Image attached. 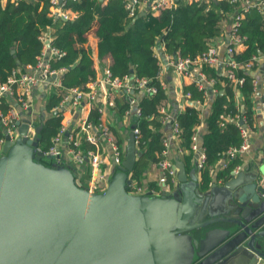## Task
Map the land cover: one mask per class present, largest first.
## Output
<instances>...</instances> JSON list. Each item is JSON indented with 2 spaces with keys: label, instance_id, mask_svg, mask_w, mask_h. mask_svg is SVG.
Returning a JSON list of instances; mask_svg holds the SVG:
<instances>
[{
  "label": "water",
  "instance_id": "1",
  "mask_svg": "<svg viewBox=\"0 0 264 264\" xmlns=\"http://www.w3.org/2000/svg\"><path fill=\"white\" fill-rule=\"evenodd\" d=\"M46 116L33 138L30 120L16 121V138L5 136L0 264H264V163L201 189L197 160L186 169L177 159L176 190L132 193V127L121 163L102 190H90L70 164L41 160Z\"/></svg>",
  "mask_w": 264,
  "mask_h": 264
},
{
  "label": "trees",
  "instance_id": "2",
  "mask_svg": "<svg viewBox=\"0 0 264 264\" xmlns=\"http://www.w3.org/2000/svg\"><path fill=\"white\" fill-rule=\"evenodd\" d=\"M240 3L239 0L235 2L176 0L174 7L164 8L156 16L148 13L132 23L133 16L128 15L124 0H108L102 5V26L97 41L100 63L103 64L106 58H109L105 67L110 70L113 77L122 78L126 75L146 77L150 78L151 84L157 88L155 93L145 94L140 99L141 116L129 118L130 130L133 126H137L141 132L140 140L136 145L138 156L132 171L129 172L137 184L150 164L159 165L162 160L164 148L162 139L165 130L170 128L169 122L162 123L161 120L160 107L168 108L169 98L166 82L163 80L165 83L163 86L162 82L155 78L158 72L153 50L155 44L158 40H162L166 52L170 55L195 57L212 44L213 38L223 33L225 28L222 19L237 10ZM50 4V0H7L6 4L2 5L0 0V83L6 80L12 69L25 71L22 69L24 66L36 65L43 51V41L40 39L43 33H49L50 45L64 52L62 56H52L50 59L52 68L63 67L65 70L60 78L61 86L48 88L45 94L44 108L48 115L44 118L39 133L41 151L47 150L52 145V139L59 130L62 115L60 112L55 113V108L66 95L67 90L72 87L86 90L88 83L96 79L90 52L85 48L79 49L75 44V38L82 42L86 41L85 35L93 18L95 0H67L63 8L76 11L77 16L59 21H54L49 9ZM238 21L236 34L243 38L245 48L234 50L233 57L240 62H246L252 56L263 55L262 5L251 6ZM97 25L92 28L90 34H96ZM213 69L208 65L202 68L209 78L214 75L213 84L217 90L210 101L205 120L206 129L198 136L205 154L203 166L198 171V185L201 189L210 185L211 170L219 160H223V164L216 169L215 179L221 183L233 175L234 168L240 163L239 155L236 154L231 158L226 153L229 147L240 144V128L235 121L223 119L225 115H234L237 112L239 114L233 100V83L225 75H218L215 70L213 72ZM237 75L243 77V82L238 86L247 103L250 94L253 93L255 77L243 67H239ZM183 90L190 92V100L194 103L185 110L177 111L175 116L180 128L179 145L183 148V152L177 155L185 168L189 169L196 152L191 148V137L201 122V111L196 101L203 100L206 95L195 82L184 85ZM6 104L10 105V102L7 100ZM128 107L122 96L115 97L114 109L117 117H120ZM244 114L249 116L248 111ZM99 118L100 112L97 106L92 104L87 120L97 123ZM162 126H164L163 131ZM109 131L117 143L123 144L124 140L110 124ZM84 143V146L93 148L92 145ZM41 160L51 161L46 156H42ZM61 164H67L63 162V158ZM71 168L75 178L80 182L76 176V169ZM102 188L103 186L99 190Z\"/></svg>",
  "mask_w": 264,
  "mask_h": 264
},
{
  "label": "built area",
  "instance_id": "3",
  "mask_svg": "<svg viewBox=\"0 0 264 264\" xmlns=\"http://www.w3.org/2000/svg\"><path fill=\"white\" fill-rule=\"evenodd\" d=\"M54 7V15L63 20L70 18L67 11L63 8L67 0H50ZM235 2L237 0H229ZM242 3L243 10L235 15L231 25L229 39L227 44V60H224L225 64V76L236 84L243 82V77L237 75L239 67H243L247 70H252L254 65H257L260 57L252 56V58L246 62H240L233 57L235 45L241 43L243 38L236 34L237 27L239 25V19L243 17L244 13L254 5H262L264 13V0H239ZM176 4V0H124V6L129 16H135L140 8L150 12L152 14H159L164 8H172ZM40 39L43 41V51L41 52L38 62L35 66H31L30 71H22L20 69H12L6 80L0 83V154L2 153V147L5 143V136L8 134L11 138L18 136L16 121L19 120V111H29L34 109V94L40 89L43 90V96H45L48 88L60 87L61 86V75L65 68L61 67L54 69L51 67L50 59L52 56L60 57L64 52L59 51L56 47L50 45L49 34H41ZM264 56V54H263ZM166 64L171 65L174 71L181 78L184 77H195L199 89L206 91V85L213 83V79L208 80L204 71L203 66H214L221 60L218 57L217 47L210 44L207 49L201 54L195 57H183L178 54L165 56ZM256 62V63H255ZM163 66L161 65L155 78H158L163 86L165 83L161 78ZM101 76L99 79H95L90 82L88 89L83 90L77 87H72L67 90L66 95L60 101L59 105L55 108V111L63 114L64 109L67 111H74L80 103L87 102L90 106L95 104L100 112V118L97 123H93L89 120L83 119L78 122V126L74 130H68L66 125L62 123L59 127L57 134L52 139V145L45 151H42L43 156L48 157L50 160H55L61 163L69 164L64 156V147L68 160H73L75 163H82L85 159H89L91 167L94 171L98 170V165L101 162L99 149L104 143L109 146L112 158L113 166H117L121 163L124 156V144H119L115 141L114 137L109 131V124L106 120H101V113L103 112L104 102L108 109L114 108V100L117 95L122 96L125 99L129 107L124 111L123 116H141V107L139 105L140 99L137 97L139 92L144 94H153L157 88L151 84V79L146 77H135V76H123L122 78L113 77L111 72L105 66L101 67ZM255 82V81H254ZM262 85L264 87V78ZM42 88V89H41ZM102 92L100 99L99 93ZM186 99L189 100L190 94L188 92L182 94ZM206 95V94H205ZM264 107V88L262 92ZM10 105L6 104L7 100ZM100 100V101H99ZM6 102V103H5ZM196 103H203V100H197ZM102 104V105H100ZM19 110V111H18ZM109 112V111H108ZM162 113V123L169 122L170 128L169 133L165 134L162 139L163 143V158L159 162L161 168V174L158 178L159 184L163 191H171L178 183L176 177V167L173 161L168 158L170 153L171 145H175V149L178 154L183 152L180 142V128L175 117L167 111V107H160ZM35 123L30 121L27 129V136L33 138ZM135 144L140 140L141 132L139 127L133 126L132 128ZM245 137V132H242ZM198 133L195 132L191 137V148L198 152L197 167L198 171L203 166L205 161V154L203 149L199 150L198 144ZM86 142L93 146V148H87L84 150L81 145ZM249 147V143L244 139L243 143L238 147H231L227 150L229 157H234L236 154L244 152ZM40 150V147H37ZM239 167L236 168V170ZM235 170V171H236ZM105 185V179L103 174L92 176L91 181L88 182L87 187L90 190L100 191L99 188ZM127 190L132 193H144L143 188L137 184L134 180L127 186ZM157 193L155 191H151Z\"/></svg>",
  "mask_w": 264,
  "mask_h": 264
},
{
  "label": "crops",
  "instance_id": "4",
  "mask_svg": "<svg viewBox=\"0 0 264 264\" xmlns=\"http://www.w3.org/2000/svg\"><path fill=\"white\" fill-rule=\"evenodd\" d=\"M106 1L108 0H95L93 18H92L90 27L85 35L86 41L82 42L78 38H75V44L79 49L85 48L90 52L91 65L95 69L97 79H99L102 74L101 67H103V65L105 66L106 63L108 64L109 62V58H106L103 64L100 63L99 58H98V50H97V41H98V37L101 32V26H102L101 7ZM187 1L192 2V1H197V0H187ZM6 2L7 0H1L2 5L6 4ZM53 8H57V7H54L52 4H50L49 9L51 10V14H53L54 21L55 20L59 21V19H62V18L60 17L58 18L56 15H54L55 11L53 10ZM65 10L70 16L69 19H73L77 16L76 11H72L70 9H65ZM242 10H243L242 3H240L239 8L237 10H234L233 12L228 14L226 17H224L222 19L223 28H225L223 33L219 35L218 37L213 38L212 40L213 42L211 41L212 44L217 47L218 57L221 61L218 62L216 65L209 66V67L214 68L213 72L215 70V72L218 75H221V74L225 75L224 74L225 64L222 61L227 60L226 49H227L231 25H232L235 15L241 12ZM148 13L150 12H147L146 10H143V8H140L135 14V16H133L131 23L138 20L139 17H143L144 15ZM152 15L156 16L158 14L156 15L152 14ZM95 25H97V32L95 35H92L90 33L92 31V28ZM244 48H245V44L243 43V41L235 45V50L237 51L243 50ZM153 50H154V55L156 56V65L158 66V69L161 65L163 66L161 78L166 82L167 95L169 98V106L167 108V111L172 115V117H175L177 111L185 110L187 106H190L194 103L190 100V98L188 100L184 97V95H182L188 92V91L185 92L183 90L184 85H189L192 82H195L197 84V82H196L195 77L181 78L174 71L173 66L166 64L165 56L169 53L166 52L165 46L162 40L157 41ZM262 63H264L263 55H261L260 59L258 60L256 67H254L252 70H249V72L252 73L255 79L253 80V87H254L253 93L250 94L249 101L247 103L245 102V98L243 94L239 90V86H238L239 84H236L231 81L233 83L232 89H233L234 105L236 106L237 110H239V114L237 112L234 115H225L223 116V119L229 120V121H235L237 125L239 126L240 132H241L240 144L237 146H231V147L240 146L243 143L244 139H246V141L249 143V147L247 150L237 154L240 156V163L234 168L233 174L239 171H244L245 174L248 175L251 172H255L257 167L264 163V107L262 105V101H263L262 92L264 88L262 85V82L264 78V70L260 71V66ZM30 67H31L30 65H26L22 69L26 71H30L31 70ZM213 76L214 75H211V78L207 76L208 80L213 79L214 78ZM89 84L90 82L88 83V86ZM216 90L217 89L214 87L213 83L207 84L206 85L207 92L205 93L206 96L203 99V103L202 104L196 103L199 110L201 111V114H200L201 122L199 126H197V129H196L198 136L200 133L204 132L206 129V123H205L206 116L209 111L210 101L212 100V97L215 95ZM42 92L43 90L39 89L34 94V100H33L34 109L31 112L27 110L26 111L18 110L19 111V121L22 120L23 122L25 120H30L34 122L35 125L38 124V119L42 116L43 110L45 111V108H44L45 96H43ZM188 93L190 94V92ZM220 93H222V90L220 91ZM144 95L145 94L143 92H139L137 97L141 99ZM99 97L100 99L102 97L101 91L99 93ZM100 103L103 104V108H104L103 112L101 113V120H106L108 124L112 125V127L116 129L121 139L124 140L123 144L125 146L128 132L130 131V126H129L130 119L129 118L130 117L132 118V116L126 117V116H123L122 114L120 117H117L115 115L114 108L108 109L104 102L100 101ZM90 109H91V106L87 102H84V101L80 103L78 108H76V110L74 111H67V109L65 108L62 114V123L66 125L68 130H74L75 127L78 126V122H81V120L87 118L90 112ZM245 111L249 112L248 117L244 114ZM161 128L163 131L164 126H162ZM242 132H245L246 134L245 137L242 135ZM168 133H169V128L165 130V134H168ZM197 141H198L197 142L198 148L199 150H201L202 149L201 143L199 139H197ZM84 144L85 143L81 145V147L84 150L89 148L87 146H84ZM170 149L171 150H170L168 158H170L173 161V163H175V160L179 159L177 155L178 153L175 149V145H171ZM63 150H64L63 157L67 161H69L68 163L70 164L71 167H73V169H76V176L80 179L81 184L87 185L88 182L91 181L92 176L103 174L104 179H105V185H106L113 171L116 168L115 166H113V158H112L108 144L106 145L104 143V145L99 149V152L101 153L100 154L101 162L98 165V170L96 171L92 169L89 159H85L84 162L82 163H75L73 160H70V159L68 160V157L66 156V152H65V147ZM198 152L199 151L195 152V156L190 163L189 169L193 166V161L197 159ZM222 164H223V160H219L215 164V168L211 170V173H212L211 182L216 181L215 179L216 169H218L220 167L219 165H222ZM237 167L239 168L236 170ZM160 174H161V168L159 165L155 163L150 164L145 169V171L142 173V175L139 178L140 179L139 185L143 188L144 192L155 191L158 194L161 191H163L158 181ZM259 180H261L260 182L264 186V176L260 177ZM216 182L217 184H222L220 181H216ZM177 186H178V183L176 184L174 189H172L170 192L176 190ZM104 187L105 186L103 185V188Z\"/></svg>",
  "mask_w": 264,
  "mask_h": 264
},
{
  "label": "rangeland",
  "instance_id": "5",
  "mask_svg": "<svg viewBox=\"0 0 264 264\" xmlns=\"http://www.w3.org/2000/svg\"><path fill=\"white\" fill-rule=\"evenodd\" d=\"M17 137V136H16Z\"/></svg>",
  "mask_w": 264,
  "mask_h": 264
}]
</instances>
